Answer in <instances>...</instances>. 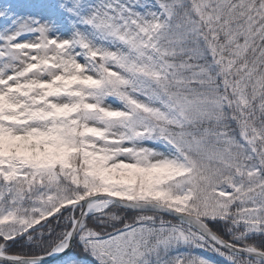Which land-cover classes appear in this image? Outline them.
<instances>
[{"label":"snow or ice","instance_id":"1","mask_svg":"<svg viewBox=\"0 0 264 264\" xmlns=\"http://www.w3.org/2000/svg\"><path fill=\"white\" fill-rule=\"evenodd\" d=\"M0 264H264V0H0Z\"/></svg>","mask_w":264,"mask_h":264}]
</instances>
